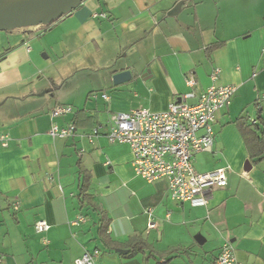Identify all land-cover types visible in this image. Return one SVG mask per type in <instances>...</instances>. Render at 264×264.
Here are the masks:
<instances>
[{
	"label": "crops",
	"instance_id": "obj_1",
	"mask_svg": "<svg viewBox=\"0 0 264 264\" xmlns=\"http://www.w3.org/2000/svg\"><path fill=\"white\" fill-rule=\"evenodd\" d=\"M122 72L130 78L114 84ZM189 75L196 93L236 87L216 114L212 152L193 158L199 173L228 168L226 186L202 207L172 200L166 179L137 176L129 147L106 137L110 114L166 111L190 91ZM57 106L72 111L51 119ZM258 114L264 0H84L51 26L0 32V264H73L94 250L107 254L100 264H214L224 242L239 264H264V160L249 158L237 124ZM53 123L77 129L56 139ZM78 216L84 223L71 225ZM105 219L126 253L99 240ZM133 236L147 247L127 256Z\"/></svg>",
	"mask_w": 264,
	"mask_h": 264
},
{
	"label": "built area",
	"instance_id": "obj_2",
	"mask_svg": "<svg viewBox=\"0 0 264 264\" xmlns=\"http://www.w3.org/2000/svg\"><path fill=\"white\" fill-rule=\"evenodd\" d=\"M218 74V69L211 73L213 83ZM185 83L190 91L177 97L166 111L154 113L138 109L130 113L110 114L106 137L110 143L129 147L137 176L148 183L166 179L172 200L202 207L208 203L213 191L226 186L228 168L199 173L194 168L193 158L199 153L212 152L216 114L230 105L236 87L212 84L205 91L196 93L193 76L189 75ZM101 97L108 101L106 94H101ZM192 100L194 102L189 103ZM71 111L69 106H57L50 112V117L55 119ZM74 134L72 123L64 127L53 123L49 129V135L56 139H67ZM96 134L94 130L89 141ZM7 140V135L0 136L3 147L7 146ZM84 221V217L78 216L70 224L78 226ZM154 227V223L149 221L148 228ZM34 229L36 233L44 234L49 225L45 220H39ZM98 257V250L84 251L73 264H96ZM214 264H239L229 242L222 244Z\"/></svg>",
	"mask_w": 264,
	"mask_h": 264
},
{
	"label": "water",
	"instance_id": "obj_3",
	"mask_svg": "<svg viewBox=\"0 0 264 264\" xmlns=\"http://www.w3.org/2000/svg\"><path fill=\"white\" fill-rule=\"evenodd\" d=\"M83 1L84 0H23L16 2L4 9H0V32L49 24L71 12ZM180 6L181 3L176 5L169 14L174 15L179 10ZM45 13L46 15L33 17L35 14ZM129 78V72H122L113 76V82L114 84H118ZM196 240H198V238H196ZM126 252V250L122 249L115 250L117 254Z\"/></svg>",
	"mask_w": 264,
	"mask_h": 264
},
{
	"label": "trees",
	"instance_id": "obj_4",
	"mask_svg": "<svg viewBox=\"0 0 264 264\" xmlns=\"http://www.w3.org/2000/svg\"><path fill=\"white\" fill-rule=\"evenodd\" d=\"M59 19L55 20L54 22L58 21ZM54 22L44 26H51ZM237 124L239 125L244 136V141L249 152V158L255 162L264 160V119L262 118L261 114H258L254 121L242 118L238 120ZM73 125L76 131V123H73ZM83 182L84 183L80 187V197L83 195L88 186L87 177L83 179ZM84 198L85 197L83 196V199ZM98 238L110 250L119 248L108 235V221L106 219L100 222ZM145 247H147V243L139 236L130 237L124 246V248L128 250L127 256H131L135 252L141 251Z\"/></svg>",
	"mask_w": 264,
	"mask_h": 264
},
{
	"label": "bare ground",
	"instance_id": "obj_5",
	"mask_svg": "<svg viewBox=\"0 0 264 264\" xmlns=\"http://www.w3.org/2000/svg\"><path fill=\"white\" fill-rule=\"evenodd\" d=\"M19 1H23V0H2V1H0V9H4V8L8 7L9 5H12V4L19 2ZM41 15H46V13L45 14H35L33 17H39Z\"/></svg>",
	"mask_w": 264,
	"mask_h": 264
},
{
	"label": "rangeland",
	"instance_id": "obj_6",
	"mask_svg": "<svg viewBox=\"0 0 264 264\" xmlns=\"http://www.w3.org/2000/svg\"><path fill=\"white\" fill-rule=\"evenodd\" d=\"M106 255V253L102 252L101 255H99V258L97 259L96 264H100L103 261L104 256Z\"/></svg>",
	"mask_w": 264,
	"mask_h": 264
}]
</instances>
